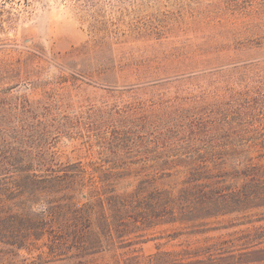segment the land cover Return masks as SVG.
<instances>
[{
    "label": "rangeland",
    "instance_id": "374dc122",
    "mask_svg": "<svg viewBox=\"0 0 264 264\" xmlns=\"http://www.w3.org/2000/svg\"><path fill=\"white\" fill-rule=\"evenodd\" d=\"M253 78L264 81V0H0V144L44 145L55 162L155 170L98 141L114 128L193 118ZM175 228L148 231L138 247L156 251ZM40 252L0 243V264L65 263ZM93 259L109 264L111 253Z\"/></svg>",
    "mask_w": 264,
    "mask_h": 264
},
{
    "label": "trees",
    "instance_id": "16d2710c",
    "mask_svg": "<svg viewBox=\"0 0 264 264\" xmlns=\"http://www.w3.org/2000/svg\"><path fill=\"white\" fill-rule=\"evenodd\" d=\"M261 79L193 118L114 128L98 141L109 156L155 170L94 171L82 160L55 162L44 145L0 144V243L37 249L46 263L97 264L93 258L109 249V264H264ZM163 177H176V186L156 185ZM121 180L130 186L121 188ZM165 225L176 226L166 243L151 253L138 247ZM216 230L227 231L201 235Z\"/></svg>",
    "mask_w": 264,
    "mask_h": 264
}]
</instances>
